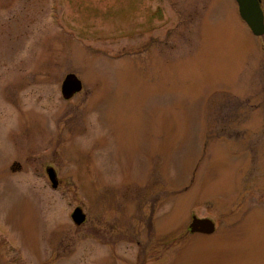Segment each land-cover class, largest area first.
Instances as JSON below:
<instances>
[{"label":"rangeland","instance_id":"obj_1","mask_svg":"<svg viewBox=\"0 0 264 264\" xmlns=\"http://www.w3.org/2000/svg\"><path fill=\"white\" fill-rule=\"evenodd\" d=\"M0 264H264V34L236 0H0Z\"/></svg>","mask_w":264,"mask_h":264},{"label":"water","instance_id":"obj_2","mask_svg":"<svg viewBox=\"0 0 264 264\" xmlns=\"http://www.w3.org/2000/svg\"><path fill=\"white\" fill-rule=\"evenodd\" d=\"M237 2L240 15L248 24L251 31L255 35H263L264 12L260 0H237ZM82 88V80L75 73H69L62 82V95L65 99H70L75 94L79 93ZM48 174L53 187H57L59 185V179L57 178L55 169L53 167L48 168ZM72 219L76 224L81 225L86 221L87 215L83 209L78 206L72 213ZM189 228L192 233L202 232L206 234H213L215 233L217 226L216 222L211 218L194 216Z\"/></svg>","mask_w":264,"mask_h":264},{"label":"flooded vegetation","instance_id":"obj_3","mask_svg":"<svg viewBox=\"0 0 264 264\" xmlns=\"http://www.w3.org/2000/svg\"><path fill=\"white\" fill-rule=\"evenodd\" d=\"M263 2H264V0H260L262 8H263ZM263 11H264V8H263Z\"/></svg>","mask_w":264,"mask_h":264}]
</instances>
